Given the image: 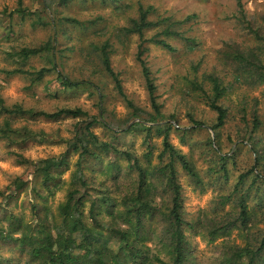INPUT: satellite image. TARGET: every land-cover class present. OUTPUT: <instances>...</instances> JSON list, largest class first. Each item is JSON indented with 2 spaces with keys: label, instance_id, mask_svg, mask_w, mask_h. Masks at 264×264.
I'll list each match as a JSON object with an SVG mask.
<instances>
[{
  "label": "rangeland",
  "instance_id": "374dc122",
  "mask_svg": "<svg viewBox=\"0 0 264 264\" xmlns=\"http://www.w3.org/2000/svg\"><path fill=\"white\" fill-rule=\"evenodd\" d=\"M100 1H72L65 9L60 8L63 14L76 17L81 21L102 18L93 28L71 30L68 33L71 38L60 45L65 56L64 72L72 79L85 80L88 76L85 72L81 74L80 70L84 64L85 55L89 56L90 60L93 58L90 44H103L106 40L113 42L114 52L110 57L111 66L121 80L127 100L137 107L139 118L134 117L131 108L118 96L108 77L98 80L102 88L101 94L98 95L87 87L62 89L52 72L46 74L40 81H32L25 75L9 73L11 70L20 68V65L14 58L7 57V53L24 47L39 46L47 41L52 33L48 26L32 27L31 24L35 20L33 16H27L21 22L14 11L21 2L22 6L31 9V12H40L41 16L45 17L50 11L45 13L42 10L41 0H0V95L8 107L17 104L23 109L49 113L62 108L85 110L89 115L97 117L106 124V126L96 124L91 127L100 140L111 142L121 149L134 151L146 168L144 155L148 151L143 143L145 131L131 130L137 122L146 126L153 124L141 121V119L150 118L152 108L140 66L135 59L139 37L131 35L126 45H122L116 41L113 32L115 27L126 26L130 18H136L138 4L153 8L151 20L164 18L169 19L168 22L175 23V28L188 41L177 37L166 38V41L175 49L174 52H168L154 43H147L148 49L143 56L157 86V101L161 105L162 116L158 123L154 124H158L161 129L165 124L172 125L169 132L170 143L186 156L202 181L201 187L195 186L181 166L176 164L177 178L182 188L183 218L187 223L192 224H198L199 221L204 222V231L184 227L188 244L185 264H219V259L225 251L224 237L218 234L214 240H211L206 230H209L208 227L211 226L213 220L237 216L236 203L231 201L233 203L221 206L220 198L233 191L239 173L249 169L254 162L255 152L252 151L251 146L234 139L238 128L251 122L250 114L253 109L257 110L262 122L258 136L261 138L262 134L264 136V84L253 85L249 78L247 80L250 82L236 78L233 66L225 61L223 56L229 51L230 45L246 50L258 46L259 42L234 17L237 13L236 0H117L115 3H110L108 0L106 4ZM241 3L253 28L260 30L264 35V0H241ZM125 5H129V8L124 7ZM117 6L122 8L118 9ZM10 13L13 14L11 19L14 20V24L10 25L11 32L8 29ZM189 16L192 18L185 20ZM50 17L52 19V16ZM160 31L161 29L146 31L143 38L149 40ZM40 68H50L45 58H31L23 66L25 70ZM209 75L219 77L222 84L227 87L222 101L228 108V115L217 136L213 130L207 129L214 122L216 115L206 106L202 93L193 85L197 82L205 84L206 87L210 86L207 80ZM243 115H246L245 120L242 118ZM191 119L204 122L207 128H196ZM1 121L2 118H0V123ZM77 122L76 119L70 117H60L56 120L43 117H15L14 127H25L33 131L36 136L11 149L6 146L5 142H0V189L3 190L10 186L12 180L17 177L29 181L32 179V167L21 165L17 161L18 157L8 153L9 150L20 153L24 159L29 161L57 158L66 152V142L73 138ZM156 128L151 131V141L155 145L151 149L150 163L152 166L159 163L158 156L163 151V136L157 133ZM229 135L232 136V141H228ZM208 138L212 139L214 148L217 147V139L221 145L222 154L235 155L226 163V177H222L223 173L216 172L218 168L211 169L213 159L204 147ZM96 152L98 157H88L83 163L85 176L99 187L92 185L93 189L90 194L92 197L100 198L99 191L103 190L102 184L108 187L110 185L112 187L109 194L117 202L116 208L122 210L123 206L118 204L121 198L133 189L137 174L128 168V163L123 159L117 162L120 170L110 168L108 166L112 162L110 156ZM77 159V153L68 155L69 168L57 172L59 183L62 180L68 181ZM167 161L164 159V162ZM261 163L264 164V158ZM260 172L264 176L262 165ZM114 181L116 185H113ZM50 187L54 194L45 199H38L31 191V187L21 191L9 207L11 214L23 213L30 219L32 206L38 208L41 216L45 211L56 212V207L59 202L63 201L66 190L60 189V184ZM38 188L42 194H47L42 188ZM251 190L254 191V188ZM159 195L162 201L168 200L165 193L162 194L160 191ZM233 199L237 200L235 197ZM246 201L250 210L257 212L264 210V203L260 208L253 194L250 193ZM158 202L160 198L156 197V203ZM89 206L90 202H86L83 209L86 214ZM106 209L107 207L99 208V218L103 221L108 220ZM1 220L2 218H0V224L5 225L1 223ZM145 225L148 229V237L153 239L146 243L147 246L150 247L152 253H157L162 260L168 262L165 251H161L158 239H155L162 228L161 218L157 215L147 219ZM257 228L264 230V222L258 224ZM251 231L256 232L257 229L254 228ZM246 232L244 231V236L241 237V233L234 229L226 242L243 245L246 241ZM10 262L11 264H32L28 255L23 254L16 243L0 242V264H10Z\"/></svg>",
  "mask_w": 264,
  "mask_h": 264
},
{
  "label": "trees",
  "instance_id": "16d2710c",
  "mask_svg": "<svg viewBox=\"0 0 264 264\" xmlns=\"http://www.w3.org/2000/svg\"><path fill=\"white\" fill-rule=\"evenodd\" d=\"M42 10L47 13L42 17L40 12H31V9L18 3V7L14 10L21 20L25 17L33 16L31 26L40 27L48 26L51 29V35L47 41L36 47H24L15 52H9L7 57L14 58L19 63L17 69L9 71L10 74H19L29 77L32 81H40L48 73L55 74V80L62 89H79L83 87L90 88L95 94H101L102 88L98 80L108 77L117 92L118 96L126 102L131 108L134 117L139 118L138 109L127 100V96L123 91L121 80L118 74L111 66V55L114 52L113 42L106 40L103 44L91 43V55L83 57L84 64L80 70L81 74L85 72L87 78L72 79L64 72L63 50L60 48L62 43L68 41L69 32L71 30L89 29L96 26L97 17L94 20L81 21L73 16L63 14L60 8H66L72 1L85 2L86 0H41ZM108 0H101L102 4H106ZM117 0H110L115 3ZM125 5L124 7H128ZM237 13L234 15L236 20L245 26L259 45L246 50L229 46V51L223 56L233 66V73L236 78L246 81L251 79L253 85L258 83L264 84V35L260 30L253 28V24L247 19V14L243 9L241 0H236ZM121 9L122 7H116ZM151 6L144 7L138 4L136 18H130L126 26L115 27L114 37L117 42L126 45L131 35H137L139 42L135 59L141 69V76L144 86L148 93L149 102L152 108L150 118L141 121L153 123L146 126L143 123H135L131 130L145 131L143 143L147 146V153L144 155L146 168L141 164L134 151L129 149H121L111 142L100 140L91 130V127L100 124H106L95 116L80 108H62L55 112L49 113L44 111H36L34 109H23L21 105L8 107L5 105L0 95V142H5L6 146L11 147L21 145L29 139L36 136L33 131L25 127L16 128L13 125L15 117L28 116L30 118L43 117L50 120H56L60 117H70L76 119L74 136L68 140L67 150L57 158H48L44 160L29 161L24 159L20 153L9 150L8 153L16 155L21 165H28L32 171V179L25 180L19 177L12 180L10 186L3 190L0 189V242L16 243L17 247L23 254H27L32 264H185L187 261V241L184 233V227L197 228L204 231L202 221L198 224L187 223L183 218V199L182 188L178 182L176 164L180 165L182 170L190 177L195 186L201 187L202 181L198 172L194 169L191 162L175 148L169 141V132L172 129L171 124H165L164 128L158 127V120L161 118V105L157 101V86L151 77V70L143 59L147 52V43H154L168 52H174L175 49L166 41V38L177 37L187 40L183 34L175 28V23L168 22L169 19L151 20L153 14ZM9 14V32L10 27L14 24ZM52 16V19L51 17ZM187 17L185 20H190ZM161 29L149 40L143 38V34L149 30ZM60 36V37H59ZM45 58L50 68L23 69L26 61L31 58ZM244 74L246 76H244ZM207 80L210 86L193 83L202 95L206 106L215 113L214 122L209 125L200 121L192 120L196 128H207L213 130L217 136L219 129L224 126L228 108L223 104V98L227 91L219 77L209 75ZM243 120L246 115L242 116ZM251 125L238 128L235 141H241L242 144L250 145L252 151L255 152V159L249 169L240 172L233 191L220 198V205L224 206L228 203H236L237 216L221 217L213 220L211 226L208 227V234L211 240H214L218 234L223 235L225 240V248L223 256L219 259V264H264V230L257 228V225L264 222V210L253 211L248 208L246 199L250 193L257 199L256 204L263 207L264 203V176L261 175L260 168L264 170V164L261 161L264 158V136H258L260 132L261 120L256 109L250 114ZM263 125V124H262ZM157 127V128H156ZM156 128L157 133L163 136V151L158 156L159 163L151 165L150 158L154 143L151 141V131ZM229 135L228 141H232ZM211 138L205 141L204 147L213 159V167L216 172L223 173L222 177H226V163L232 160L235 155L228 156L222 154L220 143L216 139L217 147L212 146ZM106 153L110 156L112 162L109 167L114 170H120L117 162L123 159L128 163V168L136 172V181L131 192L125 194L120 200L123 209L118 210L117 202L109 194L111 187L102 184L103 190H100V198L92 197L90 194L94 185L85 176L83 171V163L88 157H98L96 152ZM74 153L78 155V159L73 165L68 181L61 183L58 171L68 169L69 164L67 157ZM167 159V162H164ZM116 179V178H115ZM251 179V180H250ZM38 181V182H37ZM42 188L46 191V195L40 192ZM60 184V189H65L66 194L63 201L59 202L56 212L45 211L41 216L38 208L32 206L31 215L28 219L23 213L19 215L11 214L9 207L16 196L31 187V191L38 199H45L54 194L53 185L56 187ZM50 185V186H49ZM116 185L115 181L114 184ZM250 185V186H249ZM246 188L244 189V187ZM254 188V191L251 190ZM243 189V190H242ZM165 193L168 200L162 201L159 192ZM156 197L160 198V202L156 203ZM233 197H235L234 200ZM86 202H90L88 213L83 209ZM99 202V203H98ZM100 204V205H99ZM98 208H97V207ZM107 207L108 220L103 221L99 218V208ZM157 215L161 218L162 228L158 239L161 251H165L168 262L160 258L157 253H152L147 242L153 239L148 237V229L145 221L154 218ZM210 224V222H209ZM256 228V232L251 230ZM238 230L243 237L246 232V241L243 245L229 244L226 242L232 230ZM229 244V245H228ZM11 264V262H10Z\"/></svg>",
  "mask_w": 264,
  "mask_h": 264
}]
</instances>
